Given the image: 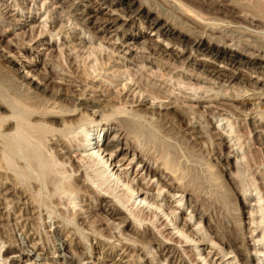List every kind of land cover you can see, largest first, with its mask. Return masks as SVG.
Segmentation results:
<instances>
[{"label": "rangeland", "instance_id": "374dc122", "mask_svg": "<svg viewBox=\"0 0 264 264\" xmlns=\"http://www.w3.org/2000/svg\"><path fill=\"white\" fill-rule=\"evenodd\" d=\"M176 1L121 0L112 4L111 0H0V99L14 97L16 102L21 101L24 106L15 102L20 114L28 113L29 107L25 108V104L43 103L47 98L56 96L68 105L69 102L72 104L85 99L88 102L97 101L95 104L89 103L94 105L88 108L91 119L83 117L73 127L64 130L69 131L67 136L76 139L75 144L82 142L81 136L92 139L101 130L100 143L106 142L116 131L123 132L119 144V149H122L115 150L117 148L112 147V160L125 157L119 163L122 164L119 170L126 167L129 180L135 177V172L138 173L132 180L136 186L140 187L136 179L144 181L147 186L153 184L154 196L157 195L156 188L162 187L158 199L162 208L168 207L163 199L169 188L166 182L172 180H167L170 176L161 171L160 163L177 159L178 162L172 163L176 164L175 168L181 173L178 174L184 183H181L178 191L170 192L174 193L169 198L173 202L167 210L176 208V214L173 215V218L177 216L175 224L170 221L172 215L167 218L161 208L158 228L149 219L139 225L130 213L142 215L140 207L148 205V199L139 204V196L132 206L136 192L127 201L122 190L127 184L118 187L111 179L106 180L98 164L94 165L87 159L88 162L80 160L77 145L72 148L71 154H65L66 149L61 142L58 145L51 143L53 139H50V133L46 136L40 130L26 126L14 138V129L5 130L10 136L0 137V149L4 141L10 146L13 141L19 144L14 145L18 148L11 146V152L6 151L4 157L0 155V264H28L30 261L31 264H264V131L254 130L252 124L254 121L258 123L259 116L264 114V69L261 67L264 61L250 59L247 53L253 49L246 44L249 39L252 44L257 41L259 46H264V39L253 37L260 33H251L242 28L248 23L240 17H228L234 25V29L226 31L234 42L230 41L231 47H221L222 42L217 41L211 43L212 54L200 50L198 53L204 55L196 56L198 53L191 50L192 39L188 35H183L181 41L173 35L175 38L166 44L164 39L171 36L160 34L158 27L167 22L181 24L182 18L176 12L174 3ZM179 1L207 16L216 15L203 3L211 0ZM213 1L228 4L238 14L249 8L245 6L246 3L248 5L245 2L247 0L244 4L241 2L243 0ZM250 5L255 6V3ZM140 6L143 10L137 15ZM148 8L151 10L148 19L161 15L155 27L147 28L145 14ZM113 17H117V25L100 30L107 19ZM96 21L98 23L94 24ZM239 24L242 26L240 29ZM87 25L91 27L90 31L85 29ZM142 28L145 35L132 39L133 33H138ZM41 30L44 31L42 34ZM216 48L222 49L217 58L213 56ZM182 50L183 53H179ZM230 52L236 54L235 59L239 63L226 62ZM200 59L218 66L224 75L205 72L196 64ZM23 64L32 66L24 69ZM253 66L258 68L256 73L253 68H247ZM28 68L33 69L32 74L35 75L23 80V73ZM96 68L98 70L95 71ZM87 70L91 73L89 77ZM234 73L249 75L247 82L227 79ZM34 80H42V84L37 86L33 84ZM28 81H31L29 85L34 89L33 93H29L23 84ZM57 90H60L59 94ZM77 96L81 100H76ZM13 99L8 101L12 102ZM140 101L146 105L141 107ZM150 104H168L170 108L162 106L159 110L165 113L154 114L151 118ZM175 104L185 114L171 108ZM113 106L117 112L134 106L141 107L147 113L129 116L127 113L115 112L117 116L114 113L111 115L113 118L109 116L108 119L92 115L93 111L111 113ZM3 110V114H9L6 109ZM190 121L193 125L189 124ZM54 126L62 129L58 122ZM24 132L30 137H26ZM54 137L57 138V135ZM25 139L29 142L24 143ZM41 139L43 143L39 142ZM126 145L132 149H125ZM38 149L41 155L37 153ZM22 151L24 155L19 153ZM133 153L135 158L128 165ZM13 154L18 156L14 157ZM37 156L44 158L41 161ZM2 158L7 162L11 158L13 166L7 167ZM35 158L43 164L36 163ZM54 159L59 163L54 164ZM32 160L37 167L31 163ZM145 160L150 161L152 171L148 172L141 166ZM43 169L46 173H43ZM41 173L44 176L47 174L49 178L45 176L43 179ZM53 181L60 183L61 187ZM120 181L122 179L118 183H124ZM96 192L100 195L96 196ZM179 199H182L181 208L176 207ZM121 201L126 203L122 204ZM113 208H119L116 215L110 214ZM149 210L147 207L144 212ZM190 214H193V218L188 222L187 232H191V236L197 240L201 239V243L193 240L178 242L180 239L175 227L183 226ZM148 224L151 231L143 232ZM158 229L172 240L161 236ZM154 236L157 242H152ZM158 238L165 242L161 247ZM204 238L207 239L205 242L202 241ZM64 239L68 244L71 243L69 248L72 252H66L73 256L69 261L59 256ZM210 239L217 244L218 250L223 248L220 249L223 251L210 248ZM124 243L135 246V249L132 247L124 252L126 246L121 248ZM165 244L167 247L162 250ZM88 247L92 251L90 258L86 257ZM168 247L171 252H168ZM174 247L180 250L170 260ZM113 250L115 253L111 257L114 256V259L106 258V251L110 253ZM208 251L211 253L206 256ZM204 256L206 263L203 261Z\"/></svg>", "mask_w": 264, "mask_h": 264}, {"label": "bare ground", "instance_id": "6f19581e", "mask_svg": "<svg viewBox=\"0 0 264 264\" xmlns=\"http://www.w3.org/2000/svg\"><path fill=\"white\" fill-rule=\"evenodd\" d=\"M106 1H109V0H106ZM112 1V4L113 3H115V2H118V1H121V0H111ZM195 1H198V0H195ZM244 1L245 0H243V1H241L243 4H244ZM251 1H253V2H251ZM251 1H249V0H247V1H245V2H248V5H246L245 4V6H247V7H249V8H246V7H244V8H246V10H244V11H242V14H238V11H236V10H234V8L232 7H229V6H227L228 4H225V3H220V2H217V1H213V0H211V1H201V2H203L204 4H205V6H207V8L209 9V10H214L215 11V13H216V15H214V16H207L205 13H203V12H201L200 10H197V9H194L192 6H190V5H188V4H186V3H184V2H181V1H176V2H174L175 4H176V12L178 13V15L182 18L181 20V24H177V23H175V22H173V23H169V22H165L166 24L165 25H163V26H160V27H158V30H160V34H165V35H170L171 37L170 38H167V39H164V40H166L167 41V43L166 44H170L171 43V41L173 40V38H177L179 41H181L182 39H181V37H183V35H188L192 40L190 41L191 42V50H194L195 52H199L200 50H203V52H205V51H207V52H210V54H212L211 53V43H213V44H215L217 41L219 42H222V45H221V47H224V46H230L231 45V43H230V41H232L233 42V39L230 37L231 35H228L227 34V32L226 31H230L231 29H234V25H232V23H233V21L232 20H229V19H227L228 17H240L241 19H242V21L244 20V22H246V23H248V24H246V26L244 27H242L241 26V24H239L240 26H239V29H240V27H242V28H246V29H248L249 30V32H251V33H253V32H255V33H260L261 35H259V34H253L254 36L253 37H255V36H258L259 38H261V39H264V0H251ZM171 2V1H170ZM251 3H255V6L254 5H250ZM171 4H172V2H171ZM250 5V6H249ZM172 6V5H171ZM242 7V6H241ZM240 7V8H241ZM151 8V7H150ZM150 8H148V9H146V14H145V17L147 18L146 20V23H148V26H147V28H151V27H155V26H157V24L159 23V21H160V19H161V15L160 16H157L156 18H152V19H148V14L151 12V10H150ZM243 8V9H244ZM239 9V8H238ZM143 9H142V7L140 6V8H138V10L136 11V13H137V15L138 14H140L141 13V11H142ZM174 10H175V8H174ZM242 10V9H241ZM173 11V10H172ZM213 12V11H212ZM240 12V11H239ZM163 15V14H162ZM91 16V15H90ZM93 17H95V15H93ZM180 19V18H179ZM178 19V20H179ZM144 21V20H143ZM175 21V20H174ZM85 22V21H84ZM88 22H91V21H87V23ZM117 22H118V20H117V17L115 18V17H113V18H109V19H107V21L105 22L106 24H105V26H104V28H102V29H100V30H105V29H108V28H110V27H113V26H115V25H117ZM95 23H98V21H96V22H94V24ZM143 24V23H142ZM243 25V24H242ZM248 25V26H247ZM237 26V25H236ZM107 27V28H106ZM238 27V26H237ZM252 28H258V29H260L261 28V30H259V31H257V30H255V29H252ZM62 29V28H61ZM85 29L86 30H88V31H90L91 30V27L90 26H88L87 25V27H85ZM163 31V32H162ZM44 31L43 30H41V34L43 33ZM51 32V31H50ZM243 32V31H242ZM3 33V32H2ZM52 33V32H51ZM244 33V32H243ZM116 35H117V33H116ZM145 35V31L143 30V28L142 29H139V32L138 33H133V36H132V39H136L137 37H142V36H144ZM173 35L175 36V37H173ZM246 35H247V33H246ZM248 35H251V34H248ZM119 38V37H118ZM234 38V37H233ZM249 38H251L250 36H249ZM256 38V37H255ZM81 40V39H80ZM237 40V39H236ZM157 41V40H156ZM235 41V40H234ZM244 41V40H243ZM249 41V39H247L246 40V44H247V46H249V47H252V49H253V51H250V53L248 52L247 53V55H248V57L250 58V59H257V58H259V59H262L263 61H264V46H259L256 42L257 41H254L255 43L254 44H252L250 41ZM207 42V43H206ZM209 42V43H208ZM260 42H262V41H260ZM264 42V41H263ZM234 43V42H233ZM237 43V42H236ZM235 43V44H236ZM245 44V43H244ZM255 44H257V45H255ZM161 45V44H160ZM163 45V44H162ZM239 45H241V42L239 43ZM151 46V45H150ZM206 46V47H205ZM219 46V45H218ZM157 47V46H156ZM165 48H167L166 46H164ZM205 47V48H204ZM213 47V46H212ZM231 47V46H230ZM129 48V47H128ZM214 48H215V46H214ZM238 49V48H237ZM96 50V49H95ZM216 50V52L213 54V56H216V58L217 57H219V53L222 51V49L221 48H216L215 49ZM239 50V49H238ZM244 51V50H243ZM65 52V51H64ZM179 53H183V50H182V52H180L179 51ZM89 54V53H88ZM190 54H192V51L190 52ZM204 55L203 53H198L196 56H198V55ZM67 55V54H66ZM69 55V54H68ZM62 56V55H61ZM235 56H236V54L235 53H231L230 52V57L229 58H227V60H226V62L228 61H230V63H239V60H236L235 59ZM66 58H67V56H66ZM98 58V57H97ZM192 59H193V57H191ZM64 59V58H63ZM195 60H196V57H195ZM200 62H198V63H196L197 65H199V66H201L202 68H203V70L205 71V72H208V73H213V75L214 74H220V75H224V73H223V71L221 70V69H219V68H217L218 66H216V65H213V64H211L210 62H207L205 59H200L199 60ZM227 62V63H228ZM229 63V64H230ZM104 64H106V63H104ZM31 66H32V64H30V65H25V64H23V68L25 69L26 67H30L31 68ZM79 66V65H78ZM99 66V65H98ZM263 69H264V65H262L261 66ZM88 68V67H87ZM101 68V67H100ZM247 68H253L254 70H253V72H255L256 73V70L258 69H256V67L255 66H253V67H247ZM103 69V68H102ZM16 70H20L19 68H17ZM33 69H29L28 68V70L25 72V73H23L24 74V79L23 80H25L26 78H32V76H34L35 74L33 73L32 74V71ZM96 70H98L97 68L95 69V71ZM17 72V71H16ZM22 72H24L23 70H22ZM94 72V71H93ZM263 72H264V70L262 71V74H263ZM29 73H30V75H29ZM99 74L100 73H98L97 75L99 76ZM30 77H29V76ZM87 75H88V77L89 76H91V73L87 70ZM97 75H96V77H97ZM120 75V74H119ZM122 75V74H121ZM57 76V75H56ZM79 76V75H78ZM248 76L249 75H245V74H242V73H234L233 75H230V76H227L228 78L227 79H240V81H244V82H247V80H248ZM76 77V76H75ZM39 78V77H38ZM37 78V79H38ZM15 79V78H14ZM29 80V79H28ZM257 80H259V79H257ZM22 81V80H21ZM227 81V80H226ZM29 82V81H28ZM31 82V81H30ZM30 82L29 83H27V82H25V83H23L24 85H25V88L27 89V91L29 92V93H33L34 92V89H32V87L29 85L30 84ZM257 82V81H256ZM34 83H36V85L38 86L39 84H42V80H34V82H33V84ZM35 85V86H36ZM127 84H125V86H126ZM37 86H36V88H37ZM250 88V87H249ZM83 89V88H82ZM255 89V88H254ZM23 90V89H22ZM146 90V89H145ZM252 90V89H251ZM58 91L60 92V90H57V93H58ZM4 93V92H3ZM56 92H55V95L57 94ZM78 93H80V92H78ZM77 93V94H78ZM59 94V93H58ZM2 95V94H1ZM25 95V94H24ZM82 95H83V93H82ZM19 96V95H18ZM49 96V95H48ZM52 96V95H51ZM74 96V95H73ZM216 96V95H215ZM6 97V96H5ZM33 97V96H32ZM66 97V96H65ZM75 97V96H74ZM78 97V96H77ZM85 97V96H84ZM158 96H156V98H157ZM0 98H2V97H0ZM8 98V97H7ZM11 99H13L14 97H10ZM9 98V99H10ZM27 98V97H26ZM30 98H31V96H30ZM159 98H162L161 96H159ZM165 98V97H164ZM9 99H0V137L1 138H6V136L7 135H9L10 136V134L9 133H5V130L7 131L8 129H10V130H12V129H14L13 131H14V133H13V137H14V135L15 134H19L20 135V131H21V129H22V127H26V126H28L29 128H35V129H37V130H40V132H42V133H44V134H46V136H47V134L48 133H50L51 134V138L50 139H53L52 140V144H57L58 145V143L59 142H61V145H64L63 147L66 149V152H65V154L66 153H68V154H71L72 152V148H74L76 145H77V150H79V153H78V155L80 156L79 158H81L80 160H88V161H92L93 163H94V165H99L101 168H102V175L104 174V176H106L105 178H106V180L107 179H111L112 181H114L115 182V184H117V186L118 187H123V185H126L127 184V186L125 187V189H123L122 188V190H124L123 192H124V194H125V196L127 197V201H129V200H131L133 197H134V193L136 192V199L134 200V202H132L133 204H131L132 206L134 205V203H136V201H137V199H138V197L140 196V199H139V204L141 203V201H145V200H147L148 199V201H147V203H148V205H146L145 207H143L144 205H142L141 207H140V209H141V211H142V215H140L139 213H135V212H131L130 214H132V216H133V218H134V220L135 221H138L137 223L139 224V225H143V222L145 221V220H147V219H149L150 220V222L156 227V228H158V225H157V223L159 222V219L161 218V215H160V209L162 208V204L161 203H159L158 202V199H159V195L162 193V191H163V188L162 187H159V188H156V192H157V195L156 196H154V193H153V184L152 185H145L146 183L143 181V182H139V179H136V182H138L139 184H140V187L139 186H136L135 185V183H132V180H134L135 179V177L138 175V173H136L135 172V177H133L132 178V180H129V173H128V170H127V168L126 167H124V169H122V170H119L120 168L119 167H121V165H119V163L122 161V160H124L125 159V157H121L120 159H118V160H116V161H114V160H112V155H113V152H114V150H113V148L114 147H116L117 149H115V150H121L122 149V147L119 149V144H120V136L122 135V133L123 132H120V133H118V131H116L115 133H113V136L110 138V139H108L106 142H104V143H100V141H99V136H100V133H101V131H99L98 133H97V135H96V137H92V139H88L85 135H83V136H81L80 137V139L82 140V142H77L78 144H75V140L74 139H72V138H70L69 137V135L67 136V134H68V130L67 131H64L65 129H70L71 127H73V125H74V123L75 122H77V120H79V119H81V118H83V117H86V118H92V117H90V113L88 112L89 111V106H93L94 107V105H92V104H89L90 102H94V104H95V102H97V101H92L91 99V101L90 102H88V100H86L85 98V101H80V102H74V103H70L69 102V105L68 104H66L65 102L64 103H62V100H60V99H58V96H56L55 98H52V99H50V98H47L45 101H43V103H36V104H29L28 106H27V104H25L26 105V107L25 108H27V107H29V110H28V113L27 114H25V113H18L19 111V109H17V107H18V104H16V103H19V105H22V106H24V104L23 103H21V101H19L18 100V102H16V100H14L13 99V101L12 102H10V101H8ZM77 99H80L81 100V97L79 98H76V100ZM22 100V99H21ZM63 100H65V98H63ZM143 101V100H142ZM142 101H140V106L141 105H146V103H144L143 104V102ZM16 102V103H15ZM161 102V101H160ZM174 103H175V101H174ZM181 103V102H180ZM162 106H164L163 108H170V107H167L168 106V104L167 105H164V104H160V106H153L152 104H150V106H149V108H151L152 110L150 111V114H151V118L153 117V115L154 114H164L165 112H162L161 110H159V109H161L162 108ZM217 106V105H216ZM109 107V106H108ZM142 107V106H141ZM141 107H134V106H132L129 110H127V109H125V108H123L121 111H115L116 110V107L115 106H113L112 107V111H111V113H108V114H102V113H100L99 111V113H97V111H93V114L92 115H96V116H100V119H108L109 118V116H111L112 114H114L115 112H117V113H127V115H129V116H141V115H143L144 113H147V112H144L143 111V109L141 108ZM19 108V107H18ZM171 108H176L175 110H178V111H180V112H182L183 114H185V111H183V109H181V107H179V105L178 104H175L174 106H172ZM2 109H6L8 112L7 113H9L8 115L6 114H3V112L1 111ZM93 109V108H92ZM109 109V108H108ZM117 109H118V107H117ZM3 110V111H4ZM27 110V109H26ZM119 110H120V108H119ZM10 111V112H9ZM6 112V111H5ZM21 112V111H20ZM25 112V111H24ZM105 113V112H104ZM117 113H115V115L117 114ZM260 113H262V111L260 112ZM264 114H261L260 116H259V122L258 123H255V121L254 122H252V124L254 125V130H257L258 129V132L260 131V132H262L263 133V131H264V125H263V122H264V116H263ZM117 116V115H116ZM112 117V116H111ZM113 118V117H112ZM85 119V118H84ZM191 119V118H190ZM56 122H58L62 127V129H60V126H58V127H56V126H54V124L56 123ZM80 122H82V121H80ZM114 122V121H113ZM116 122V121H115ZM120 122V121H119ZM192 121H190L189 122V124H192L191 123ZM14 123V124H13ZM12 124L14 125V126H12ZM79 124V123H78ZM155 124V123H154ZM77 125V124H76ZM193 125V124H192ZM75 127V126H74ZM121 128V127H120ZM125 128V127H124ZM28 130V129H27ZM30 130V129H29ZM32 130V129H31ZM123 130V129H122ZM4 131V132H3ZM12 131V132H13ZM9 132V131H8ZM28 132V131H27ZM27 132H24L25 134L27 133ZM37 132H39V131H37ZM75 132H77V131H75ZM79 132V131H78ZM5 133V134H4ZM174 133V132H173ZM36 134V133H35ZM24 135V134H23ZM27 136L26 137H30V135L29 134H26ZM54 135H57V138H55V140H54V138H53V136ZM125 135V134H124ZM124 135L122 136V137H124ZM193 135V134H192ZM219 135V134H218ZM261 135H263V134H261ZM8 136V137H9ZM95 136V135H94ZM127 136V135H126ZM12 137V139H14ZM25 137V136H24ZM25 137V138H26ZM28 137V138H29ZM33 137V136H32ZM66 137H68V138H66ZM168 137H170V136H168ZM261 137V136H260ZM19 139V137H17L16 136V139ZM98 138V139H97ZM125 138V137H124ZM17 139V140H18ZM23 139V138H22ZM27 139V138H26ZM26 139H25V141H24V143H28L29 142V140H31V138L28 140V141H26ZM46 139V138H45ZM241 139V138H240ZM37 140V139H36ZM93 140H95L94 141V144L93 145H91L92 143H93ZM22 141V140H21ZM21 141H20V143H21ZM31 141H33V139L31 140ZM38 141V140H37ZM36 141V142H37ZM42 141V139L39 141V142H41ZM45 141V140H44ZM2 142V141H1ZM17 142H19V141H17ZM23 142V141H22ZM34 142V141H33ZM38 142V143H39ZM47 142V141H46ZM4 143V146H2V148L0 149V155H2L3 157L5 156V152L6 151H9V152H11V146H13V147H17V146H14L15 145V143L16 142H14L13 141V145L11 144V146H10V144L8 143V142H6L5 143V141L3 142ZM11 143V142H10ZM24 143H22V145L24 144ZM32 143V142H31ZM41 143H43V142H41ZM19 144V143H18ZM17 143H16V145H18ZM40 144V143H39ZM45 144V143H44ZM27 145V144H26ZM32 145H33V143H32ZM41 145V144H40ZM36 146H37V144H36ZM103 146V148H101ZM20 147V146H19ZM24 147H25V145H24ZM31 147H33V146H31ZM38 147V146H37ZM36 147V148H37ZM113 147V148H112ZM126 147H127V145H126ZM125 147V149H132V147L131 146H129V147H127L126 148ZM242 147V146H241ZM18 148V147H17ZM21 148V147H20ZM19 148V149H20ZM26 148H28L27 146H26ZM39 148V147H38ZM54 148V147H53ZM56 148V147H55ZM19 149H16V151L17 150H19ZM25 149V148H24ZM63 149V148H62ZM32 150H33V148H32ZM36 150V149H35ZM34 150V151H35ZM108 151L109 150V152H106V153H104L105 151ZM13 151H15V150H12V152ZM16 151H15V153H16ZM19 151H21V150H19ZM25 151L26 150H24V153H25ZM27 151H28V149H27ZM34 151H32V152H34ZM61 151V150H60ZM8 152V153H9ZM32 152H30L31 154H32ZM36 152V151H35ZM39 152V149H38V151H37V153ZM50 152V151H49ZM59 152V151H58ZM74 152H75V150H74ZM20 154H23L24 155V153H23V151L22 152H19ZM27 153H29V152H27ZM29 153V154H30ZM40 153V152H39ZM42 153V152H41ZM41 153L39 154V155H41ZM47 153V152H46ZM229 153V152H228ZM34 154V153H33ZM44 154V153H43ZM42 154V155H43ZM55 154V153H54ZM64 154V156H66ZM104 154V155H103ZM250 154V153H249ZM6 155H7V153H6ZM15 154H13L12 156H14ZM36 155V154H35ZM61 155H63V154H61ZM77 155V156H78ZM133 155V157L131 158V160L129 161V163H128V165L129 164H131L132 162H133V160H134V158H135V153H133L132 154ZM252 155V154H251ZM10 156V155H9ZM16 156H18V155H16ZM16 156H14V157H16ZM30 156V155H29ZM44 156V155H43ZM54 156V155H53ZM63 156V157H64ZM137 156V155H136ZM24 158L26 157V156H23ZM27 157H28V155H27ZM37 157H40V156H37ZM55 157H56V155H55ZM70 157V156H69ZM72 157V156H71ZM141 157V156H140ZM0 158H1V156H0ZM6 158L8 159V157L6 156ZM13 158V157H12ZM29 158V157H28ZM34 158V157H33ZM44 157H40V160L42 161V159H43ZM173 158V157H172ZM3 159V158H2ZM47 159V157H46V155H45V160ZM49 159V158H48ZM56 159V158H55ZM55 159L53 160L54 162H55ZM58 157H57V161H58ZM65 159V158H64ZM64 159H62V163H63V160ZM67 159H68V157H67ZM169 159V158H168ZM174 159H175V157H174ZM4 160V162H6L5 164H6V166L8 167V166H13V164L14 163H12L13 161L11 160V158H10V162L8 161H6V159H3ZM35 162L37 163H39L40 162V160L39 161H37V159L35 158ZM49 160H51V159H49ZM86 160V161H87ZM1 162H2V160H0ZM33 161V160H32ZM48 161V160H47ZM47 161H44V162H47ZM53 162L54 164H57V163H59V162ZM87 161V162H88ZM35 162L33 161V162H31V163H34L35 164ZM149 162L150 161H147V160H145L144 162H143V164L141 165L146 171H148V172H150V171H152L153 169H152V167L150 166V164H149ZM157 162H159V161H157ZM161 162V161H160ZM172 162H178L177 161V159L175 160V161H173L172 160ZM171 161H162L160 164L162 165V170L161 171H163V172H165L166 174L168 173L169 174V179H167L168 181L169 180H172V181H169V182H166L168 185H169V188L166 190V192H165V195L166 196H164L165 198L163 199V200H165L166 202V204H168L167 206L169 207L171 204H172V202L173 201H171L170 202V200H169V198H172V195L174 194H172V193H170L171 191H178L179 190V188L181 187L180 185H182V184H184V183H182V177L179 175V174H181V173H179L178 172V169H176L175 168V165H174V163H172ZM7 163H12V165H10V164H7ZM17 163V162H16ZM79 163V162H78ZM1 164V163H0ZM5 164L3 165V166H5ZM39 164H43V163H39ZM38 164V165H39ZM2 165V164H1ZM37 164H35V166H36ZM46 165H48V163H46ZM50 165V164H49ZM52 165V164H51ZM60 165V164H59ZM63 164H61V166H62ZM71 165H72V163H71ZM97 165V166H98ZM137 165H139V164H137ZM15 166V165H14ZM33 166V165H32ZM45 166V165H44ZM43 166V167H44ZM159 166V165H158ZM1 167V166H0ZM20 167H22V166H20ZM25 167V166H24ZM37 167V166H36ZM39 167H42L41 165L39 166ZM38 167V168H39ZM47 167V166H46ZM50 167V166H49ZM159 167H161V166H159ZM3 168V167H2ZM10 169H12L11 167H9ZM14 168V167H13ZM48 168V167H47ZM51 168V167H50ZM57 168V167H56ZM63 168L65 169V167L63 166ZM74 168V167H73ZM98 168V167H97ZM1 169V168H0ZM15 170H17V168H14ZM37 169V168H36ZM49 169V168H48ZM57 169H59V168H57ZM62 169V168H61ZM159 169V168H158ZM180 169V168H179ZM44 170V169H43ZM68 170V169H67ZM181 170V169H180ZM207 170V169H206ZM249 170V169H248ZM8 171V170H7ZM14 171V170H13ZM21 171V170H20ZM40 172H41V170H39ZM49 171H51L50 169H49ZM69 171V170H68ZM118 171V172H117ZM181 171H183V170H181ZM14 172H16V171H14ZM43 172V171H42ZM52 172V171H51ZM142 172V171H141ZM43 173H46V171L44 170V172ZM179 173V174H178ZM8 174V173H7ZM42 174V173H41ZM51 174V173H50ZM162 174V173H161ZM173 174V175H172ZM9 175V174H8ZM19 175H21V173H19ZM43 175V174H42ZM47 175V174H46ZM45 175V176H46ZM52 175V174H51ZM163 175V174H162ZM22 176V175H21ZM31 176V175H30ZM44 175L42 176V178L44 179V177H45ZM113 176V177H112ZM172 176V177H171ZM46 177H48V176H46ZM45 177V178H46ZM140 177H141V175H140ZM49 178V177H48ZM142 178L143 179H145V177H144V175H142ZM163 178H165V176L163 175ZM162 178V179H163ZM22 179V178H21ZM120 179H122V181H120V182H124L123 184H120V183H118V181L120 180ZM255 179V178H254ZM23 180V179H22ZM42 180V179H41ZM27 181V180H26ZM44 181V180H43ZM46 181V180H45ZM63 180H60V182H62ZM53 183H57V184H59V187H61V185H60V183H58V182H54L53 181ZM69 183V182H68ZM132 183V185H129V184H131ZM182 183V184H181ZM62 184V183H61ZM70 184V183H69ZM72 185V184H71ZM87 185V184H86ZM53 186V185H52ZM142 186V187H141ZM27 187V186H26ZM55 187V186H54ZM58 187V188H59ZM86 187V186H85ZM38 188V187H37ZM184 188V187H183ZM56 189V188H55ZM56 190H58V189H56ZM106 191H108V190H106ZM59 192V191H58ZM119 192V191H118ZM259 192V191H258ZM109 193H113V191H110ZM123 194V193H122ZM176 194H177V192H176ZM100 195V193L99 192H96V196H99ZM120 196V195H119ZM150 197H151V199H152V201L150 200ZM119 198V197H118ZM125 198V197H124ZM120 200H122L121 199V197L119 198ZM177 199V198H176ZM175 199V200H176ZM174 200V201H175ZM7 201V200H6ZM122 201H124V200H122ZM121 201V202H122ZM182 201V199H179L178 200V204L176 205V207H178V208H181V206H180V202ZM126 203V201L125 202H122V204H125ZM191 204V203H190ZM189 204V205H190ZM152 206H155V207H152ZM147 207H149V211H147V212H144L145 211V208H147ZM162 208V213H163V215H167V218H168V216H170V215H172V217H171V219H170V221L171 222H173L174 221V224L176 223L175 221L177 220V216H174V218H173V215L174 214H176L175 213V209H173V208H170V210L168 211L167 209H169V208ZM126 208H128V206L126 207ZM194 208V207H193ZM190 210V209H189ZM194 210H195V208H194ZM118 211H119V208H113L111 211H110V214L111 215H116L117 213H118ZM72 213V212H71ZM76 213V212H75ZM73 214V213H72ZM162 215V216H163ZM253 216V215H252ZM166 218V219H167ZM192 218H193V214L191 215H189V217H186V223L184 222L183 223V226H176L175 227V229H177V233H178V237H179V239H180V241H178V242H188V241H191V240H193V241H197V242H200L201 243V239L200 240H197V238H194V236L192 235L191 236V232L189 233V232H187V228L186 227H188L189 226V223L188 222H190V220H192ZM250 219V218H249ZM157 220H158V222H157ZM63 222V221H62ZM64 223V222H63ZM160 224V223H159ZM166 224L168 225L169 223H168V221L166 222ZM59 226V225H58ZM153 226V227H154ZM117 229V228H116ZM146 230H148V233L151 231L150 230V227H149V224L148 225H146L145 227H144V230H143V232L145 231L146 232ZM159 231V234H161V236H163V237H166V235H165V233H163L160 229H158ZM193 230V229H192ZM200 231V230H199ZM202 231V230H201ZM95 232V231H94ZM120 232V231H119ZM157 232V233H158ZM251 232V231H250ZM76 233V232H75ZM264 233V232H263ZM146 234V233H145ZM151 235H153V234H151ZM173 235V234H172ZM162 237V238H163ZM190 237H192V239L190 238ZM264 238V237H263ZM155 239H156V241H155ZM166 239L168 240H170L171 239V237H166ZM203 239V238H202ZM117 240H120V239H117ZM128 240H131V239H128ZM158 244H159V246L161 247L162 245H163V243H165V242H163V239L161 240V239H159L158 238ZM172 240V239H171ZM207 240V239H206ZM205 240V238H204V240H202V241H206ZM133 242L135 243V246H136V241L135 240H133ZM141 242V241H140ZM149 242V241H148ZM151 242V241H150ZM152 242H157V237H155L154 236V238H153V240H152ZM210 242H211V244H210V248H213V249H215L216 251H218V252H222L223 250H220V249H223V248H219V250L217 249L218 247H216V245L217 244H215L214 242H213V240L212 239H210ZM142 243H147V242H142ZM77 243H75L74 245H76ZM71 246V243L70 244H68L67 243V240L66 239H64V241H63V243H62V246L60 247V251H61V254H59V256H61V257H63V259L64 260H66V261H69V260H71L72 258H73V256H71V255H69V254H67L66 252H68V253H71L72 252V250L70 251V247ZM126 246V248H125V250H124V252L126 251V250H128L129 248L130 249H132V247H133V249H135L134 247L135 246H132V245H125V243L124 244H122V246H121V248H124ZM147 246V245H146ZM167 247V244H165L164 246H163V248H162V250L163 249H165ZM120 248V249H121ZM138 249V248H137ZM143 249H146V248H143ZM213 249H211V250H213ZM147 251H148V249H146ZM179 250L180 249H177V248H173L172 249V251H174L173 252V254L172 255H170L169 256V259L171 260L173 257H174V254L178 251V253H179ZM149 251H151V250H149ZM170 250H169V247H168V252H169ZM1 252V251H0ZM91 250H90V248L88 247V249H87V251H86V257H89L90 258V255H91ZM124 252L122 253V254H124ZM171 252V251H170ZM112 253H115V251L113 250V252H110V253H108L107 251H106V258L107 257H111V254ZM211 253V251H208L207 252V254H206V256H208L209 254ZM27 256H29L30 254H29V251H27ZM226 255V254H225ZM80 256V255H79ZM140 256V255H139ZM181 256V255H180ZM206 256H204V258H203V261L205 262V258H206ZM82 257V256H81ZM85 258V257H84ZM82 259V258H81ZM114 259V256H112L111 257V259L110 260H113ZM63 260V261H64ZM183 260V259H182ZM196 260V259H195ZM191 261H193L194 262V260L192 259ZM207 261V260H206ZM208 261H209V259H208ZM114 263H116V262H114ZM206 263V262H205ZM222 263H224V262H222ZM28 264H31V261L28 263ZM69 264H70V262H69ZM208 264H213V263H211V262H209ZM231 264V263H230Z\"/></svg>", "mask_w": 264, "mask_h": 264}]
</instances>
